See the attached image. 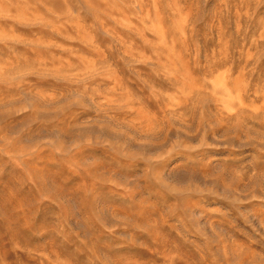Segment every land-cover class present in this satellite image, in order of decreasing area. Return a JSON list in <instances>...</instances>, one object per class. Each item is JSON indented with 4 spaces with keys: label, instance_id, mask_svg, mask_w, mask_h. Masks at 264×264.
Returning a JSON list of instances; mask_svg holds the SVG:
<instances>
[{
    "label": "rangeland",
    "instance_id": "374dc122",
    "mask_svg": "<svg viewBox=\"0 0 264 264\" xmlns=\"http://www.w3.org/2000/svg\"><path fill=\"white\" fill-rule=\"evenodd\" d=\"M0 264H264V0H0Z\"/></svg>",
    "mask_w": 264,
    "mask_h": 264
}]
</instances>
